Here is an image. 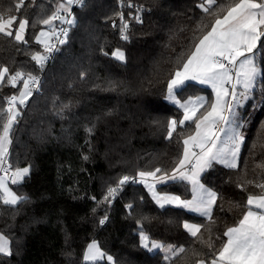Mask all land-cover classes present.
<instances>
[{
    "label": "trees",
    "instance_id": "obj_1",
    "mask_svg": "<svg viewBox=\"0 0 264 264\" xmlns=\"http://www.w3.org/2000/svg\"><path fill=\"white\" fill-rule=\"evenodd\" d=\"M120 1L142 8L141 21L130 19V40L113 23ZM57 2L0 0V14L17 17L12 36L0 33V69H8L0 82V134L8 119V98L21 93L24 84L13 85L9 78L20 71L39 73L33 56L42 47L35 37L45 26L42 21L57 12ZM203 2L86 0L72 8L68 41L45 69L41 90L19 106L10 130L11 162L15 168L28 166L29 173L13 185L27 199L16 205L0 200V233L11 248V255L0 253V264H112L107 256L115 264H197L216 257L227 229L248 210V197L264 194V187H258L264 185V70L238 123L244 140L237 167L215 162L205 175L217 194L210 216L183 206L161 207L139 176L156 169L160 175L173 172L183 157L184 140L196 130L194 121L211 104L210 87L185 84L176 91L181 100L201 93L208 100L193 120L180 125L184 110L166 96L168 82L195 45L238 0H215L207 12L200 7ZM21 19L28 25L24 41H17ZM116 49L125 60L113 56ZM257 49L256 63L264 69V38ZM173 119L177 126L169 137ZM125 176L135 178L120 185ZM157 185L160 192L192 197L185 180ZM110 188L117 189L114 195ZM185 221L200 225L196 236L185 229ZM141 232L149 245L156 241L184 251H149L141 245ZM92 240L106 256L86 262L83 255Z\"/></svg>",
    "mask_w": 264,
    "mask_h": 264
},
{
    "label": "snow or ice",
    "instance_id": "obj_2",
    "mask_svg": "<svg viewBox=\"0 0 264 264\" xmlns=\"http://www.w3.org/2000/svg\"><path fill=\"white\" fill-rule=\"evenodd\" d=\"M79 3L84 5L85 0H67V4ZM23 0H21V4ZM215 3V0H207L210 6ZM17 5V10L20 8ZM131 6V5H129ZM205 12L209 11L208 7L200 5ZM63 8L65 12L68 8L61 4L57 12L53 13L42 23L50 25L54 20L63 19L59 15V9ZM123 19V17H121ZM136 19L139 21L140 17ZM17 22L16 16H10L5 19L0 14V33L7 36H12V25ZM70 24L74 21H68ZM28 20L21 19L18 21V28L15 30V40L24 41V32ZM127 28V24L124 25ZM63 35L67 37V32L63 31ZM47 32H41L37 36V41L45 45L46 51L51 52L52 47L47 42ZM44 38V39H42ZM264 38V0H238V2L229 6L226 13L221 17L217 16L215 22L208 31L195 45V50L188 56L184 62L183 67L177 69L173 78L168 82V97L174 103H179L180 107L184 109V117L179 121L183 125L186 121L193 120L197 108L203 106L204 98L197 97L195 101L189 99L184 103L175 100L174 91L182 88L187 81H199L203 84H210L215 92V101L211 104L210 110L206 112L201 118L195 120L196 131L194 135L189 136L184 140V154L179 161L174 174L172 176L157 177L155 172H140L142 182L147 184L145 177H153L155 181L163 180H187L192 184L193 199L181 200L179 196H159L155 192V184H147L149 191L152 192L153 198L161 203H175L193 211L199 212L205 216H210L212 205L215 203L217 194L211 189L205 188L200 183V174L206 169L212 167L213 162L225 164L230 168L237 167L236 159L239 154L240 144L243 141L241 133L232 130V135L229 137L231 145L226 142H221L219 132H223L224 128L217 130V125L220 123H227L228 117L224 115L225 111H231L232 105L227 101V97H231L233 101L239 103L237 99V86L243 87L241 97L247 95L248 91L253 88L257 77L264 70L256 63V51L258 42ZM123 39L127 40V35H123ZM61 40L60 43H65ZM113 56L118 59H124V53L117 49L113 52ZM264 56V53H262ZM46 56L36 53L33 59L43 66ZM264 63V61H262ZM8 69L4 67L0 69V82L5 79V74ZM23 73L17 72L14 76L9 78V83L15 85L18 78L22 77ZM39 83L38 78L28 74V79L24 80V90L20 93L19 103L23 104L29 96L32 95V90L29 88V83ZM231 91H229V86ZM9 107L7 108V122L3 125V132L0 134V166L4 163V157L7 153V146L11 143L9 134L11 127L16 120L18 111L15 107L17 97L8 98ZM177 126L175 119L169 121V137L172 136L173 131ZM192 148L199 149L198 152L192 151ZM190 166L191 171L188 172L186 168ZM29 173V168H18L12 173V184L20 183ZM129 180L125 176L120 181L123 185ZM264 187V185H258ZM117 189L110 188L109 195H114ZM27 199L26 196H18L8 187L5 177L0 176V200L6 205H16L18 202ZM249 208L244 213L243 218L235 227H230L224 234L227 236V242L223 244L218 254L211 260L210 264H264V196L253 197L249 196L247 201ZM252 205H255L258 211L252 210ZM127 207L131 208L132 205ZM107 217L100 221L101 224L105 222ZM184 227L196 236L200 231V225L184 223ZM141 245L152 251L154 249L163 248L164 245L152 241L149 245L148 236L140 233ZM165 251L183 252L181 247L174 250L172 245L165 248ZM0 253L11 255L8 240L0 234ZM106 254L100 249L96 241H92L88 246L84 255L85 261H98L104 259ZM106 259L112 264H115L112 256H107ZM168 257L165 256V260ZM198 264H206L204 260L198 261Z\"/></svg>",
    "mask_w": 264,
    "mask_h": 264
},
{
    "label": "rangeland",
    "instance_id": "obj_3",
    "mask_svg": "<svg viewBox=\"0 0 264 264\" xmlns=\"http://www.w3.org/2000/svg\"><path fill=\"white\" fill-rule=\"evenodd\" d=\"M61 4H64L65 5V7L66 8H68V11L67 12H70L71 11V8H72V4L71 5H68L67 4V0H58V2H57V7L59 8V6L61 5ZM59 10H61V11H64V9L63 8H60ZM45 25V24H44ZM27 27V26H26ZM26 30V29H25ZM47 32L48 34H49V36L47 37V42H48V44L50 43V41H51V38L53 37V34L55 33L54 32V25H53V22L50 24V25H45L44 27H42V29L37 33V35H36V37H35V40L37 41V36H39L40 35V33L41 32ZM24 34H25V32H24ZM42 39H44V38H42ZM38 42V41H37ZM39 43V42H38ZM40 45H41V47H42V51H39V52H36V53H39V54H41V55H43V56H45L44 55V53H45V51H46V48H45V45L44 44H41V43H39ZM117 50V49H116ZM121 52H123L121 49H119ZM254 51H256V50H254ZM35 53V54H36ZM124 53V52H123ZM34 54V55H35ZM116 57V56H115ZM126 59V56H125V53H124V59L123 60H125ZM258 65V64H257ZM259 66V65H258ZM261 76V74L257 77V79H256V82H255V84H254V86H253V88L252 89H250L249 91H248V93H247V95L246 96H244V97H241L240 96V93L241 92H243L244 90H243V87L242 86H237V89H236V91H237V99L239 100V103H237L236 101H233L232 100V98L229 96V97H227L226 99H227V101L232 105V108H231V111L229 112V111H225L224 112V115L225 116H227L228 117V122L225 124V123H220V124H218L217 126H218V129L219 128H224V131L223 132H219V136H220V139H222V137H224V140L228 143V144H231V142L229 141V137L233 134L232 133V130L233 129H235L236 131H238L239 133H241L242 134V136H243V132H241V128L242 127H240L239 126V124L238 123H242V121H241V119H242V112H243V108H244V106L247 104V102L249 101V99H250V96L252 95L251 94V92L253 91V89H254V87L256 86V84H257V82H258V80H259V77ZM188 82H191V80L190 81H187L185 84H187ZM195 82H198L199 84H202V85H204V86H209L210 87V90H211V95H212V97H211V104L215 101V98H216V95H215V92H214V90L212 89V86L210 85V84H203V83H201V82H199V81H195ZM23 85V89H22V91L24 90V84H22ZM227 87H229V91H231V87H230V85L229 86H227ZM29 88H30V85H29ZM178 90V89H177ZM177 90H175L174 91V93H173V95H174V97H175V100L176 101H179L180 103H184L185 101H183V100H181L180 98H179V96H177V94H176V91ZM13 96H15V97H17V101H16V109H17V111L19 112V109H20V107L19 106H21V105H25L29 100V97L27 98V100L23 103V104H20L19 103V97H20V93L19 94H14ZM12 96V97H13ZM167 97H168V92H167V95H166ZM197 97H203L204 98V103H203V106H201V107H198L197 108V111H196V113L197 112H199L200 111V109L202 108V107H204V105L206 104V102H207V100H208V95H207V93L206 94H204V93H201V94H199ZM168 101H170V102H172V103H174L172 100H169V99H167ZM175 104H179V103H175ZM211 104L207 107V109H206V112L207 111H209L210 110V107H211ZM206 112L204 113V114H206ZM196 115V114H195ZM195 117V116H194ZM193 117V118H194ZM217 129V130H218ZM244 140V139H243ZM243 143V141L241 142V144ZM241 144H240V147H241ZM239 155V154H238ZM236 163H238V157H237V160H236ZM29 168L28 166H19V167H16V170L18 169V168ZM165 176V175H164ZM167 176V175H166ZM3 177H5V176H3ZM6 178V177H5ZM7 180V179H6ZM24 180V179H23ZM22 180V181H23ZM146 181H147V184H155V192L159 195V196H161V197H163V196H165V195H168V196H178V195H175V194H173V193H169V192H160V191H158V189H157V184H160V183H164V182H167L168 180H163V181H159V182H155V180L153 179V178H149L148 179V177H147V179H145ZM21 181V182H22ZM204 181V183H206V180L204 179L203 180ZM7 183H8V181H7ZM147 184L146 183H144V185H146L147 186ZM207 184V183H206ZM8 187L10 188V189H12V191L13 192H15V190L13 189V185H11V184H9L8 183ZM214 188V187H213ZM18 196H21V195H19L17 192H15ZM152 194V193H151ZM153 196V195H152ZM180 197V196H179ZM180 199L181 200H189V199H183V198H181L180 197ZM154 200H156V199H154ZM157 201V200H156ZM158 203V202H157ZM160 206H161V203H158ZM165 204V203H164ZM163 204V205H164ZM167 204H171V205H175V206H181V205H178V204H175V203H167ZM188 209V208H187ZM191 210V209H190ZM192 211V210H191ZM0 234H2L7 240H8V238L5 236V234L4 233H0ZM8 242H9V240H8ZM167 246H169V245H166V247ZM166 247H163L164 249H163V251H165V248ZM166 252V251H165Z\"/></svg>",
    "mask_w": 264,
    "mask_h": 264
},
{
    "label": "built area",
    "instance_id": "obj_4",
    "mask_svg": "<svg viewBox=\"0 0 264 264\" xmlns=\"http://www.w3.org/2000/svg\"><path fill=\"white\" fill-rule=\"evenodd\" d=\"M79 5H81V4L74 2L72 4V8L75 7V6H79ZM129 5H131V6H129ZM72 8H71L70 12L59 11V15L61 17H63V19L54 20L55 23H56V28L54 30L55 33L53 34V37L51 38V41L49 43V45L52 47V51L51 52L45 51L44 55L47 58H46V60H45V62L43 64V66H41V64L38 63L39 73H37L35 75H32L34 77H37L38 81H39L38 85L37 84H33L31 82L29 83L30 89L32 90V92H36V91H40L41 90L42 82H43V79H44V73L46 71L45 69L47 68V66L51 62L54 61V59L63 50L64 45L68 41L67 38H68V35L70 34L71 27H72V25H71L72 23L70 24L68 21H73V17H74ZM133 9H135L136 13L133 11ZM127 10H129V12H130V17H127L128 16V11ZM141 12H142V8H140L138 4H136V3L132 2V1H130V2L129 1H126V2L120 1L119 2V13H118V15L116 16V18L114 20L115 22H113V23L115 25L116 24L120 25L121 36L122 37H123V35H127V37H128L127 40L131 39L130 36L128 35L129 28H130V23H129L130 19L133 18L134 20L138 21L136 19V17L139 16L140 17L139 21H141L142 20ZM121 17H123V19H121ZM125 24H127V28L126 29L124 28ZM61 30L67 32V37H65L63 35V32ZM61 40H65L66 42L61 44L60 43ZM20 73H23V76L18 78L16 83H23L24 80L28 79V74L27 73L22 72V71H20ZM8 107H9V100H8ZM15 121H17V119ZM217 129H218V126H217ZM9 153H10V149L7 150V153H6L5 157L3 158L4 159V163L1 166L0 173L3 176L6 177L8 183L12 184L11 177H12V173H14L16 171V168L14 167L13 163L11 162ZM127 177H129L128 181H133L134 178H135V176L134 177L133 176H127Z\"/></svg>",
    "mask_w": 264,
    "mask_h": 264
},
{
    "label": "crops",
    "instance_id": "obj_5",
    "mask_svg": "<svg viewBox=\"0 0 264 264\" xmlns=\"http://www.w3.org/2000/svg\"><path fill=\"white\" fill-rule=\"evenodd\" d=\"M204 2H203V4L202 5H204L205 7H208L209 5L207 4V0H203ZM222 18V17H221ZM55 29V28H54ZM259 43V42H258ZM258 46V45H257ZM198 83V82H197ZM199 84V83H198ZM200 85H202V84H200ZM202 86H204V85H202ZM204 87H206V86H204ZM207 87H209V86H207ZM22 92V91H21ZM33 93V92H32ZM204 94H206V93H204ZM196 98H197V96H192L190 99H192L193 101H195L196 100ZM189 100V99H188ZM188 100H186V101H188ZM179 105V104H178ZM180 106V105H179ZM182 110H184L183 108H182ZM19 112H20V109H19ZM18 112V113H19ZM18 116V115H17ZM17 118V117H16ZM15 122V121H14ZM14 124V123H13ZM196 131V130H195ZM195 134V132L192 134V135H194ZM9 139H10V135H9ZM10 141H11V139H10ZM221 142H226L225 140H224V137H222V139H221ZM227 143V142H226ZM231 144H229V146H230ZM10 144L7 146V150L8 149H10ZM192 151H194V152H198L199 151V149H197V148H192ZM183 154H184V152H183ZM238 157V156H237ZM183 158V157H182ZM237 160V159H236ZM215 163V161L213 162V164ZM219 163V162H218ZM222 167L224 166V167H228V166H226L225 164H222V163H219ZM176 169V168H175ZM174 169V170H175ZM186 170L188 171V172H190L191 171V167L190 166H188L187 168H186ZM208 170L209 169H206L204 172H202L201 174H200V183L201 184H203L204 186H205V188H208V189H211L212 191H214L215 192V190H214V188H213V186L211 185V184H206V183H204V178H205V175L208 173ZM0 171H1V166H0ZM174 174V171L173 172H171L170 174H167V173H164V174H158V173H156V176L157 177H162V176H164V175H167V176H172ZM0 176H3L1 173H0ZM149 178H153V177H148V179ZM144 179H147V177H145ZM154 179V178H153ZM185 181H187V180H185ZM155 182H157V181H155ZM190 185H191V191H192V184L189 182V181H187ZM10 184V183H9ZM11 185H14V184H11ZM148 188V187H147ZM148 190H149V188H148ZM159 191V190H158ZM150 193H152V192H150ZM216 193V192H215ZM153 195V194H152ZM259 196H264V194H262V195H253V197H259ZM193 199V192H192V197L189 199V200H192ZM165 205H167V203H165L163 206H165ZM213 206V205H212ZM252 207V210L253 211H258L259 209H257L256 208V206L255 205H252L251 206ZM248 211V210H247ZM246 211V212H247ZM185 222H187V223H189V224H195V225H198L197 223H193V222H190V221H185ZM184 222V223H185ZM235 226H237V225H235ZM235 226H231V227H235ZM186 229V228H185ZM189 232V231H188ZM190 233V232H189ZM6 236V235H5ZM7 237V236H6ZM8 238V237H7ZM9 240V239H8ZM92 241H96L97 243H98V241L97 240H92ZM226 242H227V238H226ZM91 243V242H90ZM89 243V244H90ZM88 244V245H89ZM99 245V244H98ZM9 247H10V241H9ZM100 247V246H99ZM100 249L102 250V248L100 247ZM87 250V249H86ZM103 251V250H102ZM10 252H11V248H10ZM86 252V251H85ZM84 255H85V253H84ZM84 255H83V260H84ZM85 261V260H84ZM99 261V260H98ZM86 262H92V261H86ZM206 262V261H205ZM211 262V261H210ZM198 264V263H197ZM206 264H210V263H207L206 262Z\"/></svg>",
    "mask_w": 264,
    "mask_h": 264
},
{
    "label": "water",
    "instance_id": "obj_6",
    "mask_svg": "<svg viewBox=\"0 0 264 264\" xmlns=\"http://www.w3.org/2000/svg\"><path fill=\"white\" fill-rule=\"evenodd\" d=\"M113 22H115V21H113Z\"/></svg>",
    "mask_w": 264,
    "mask_h": 264
}]
</instances>
